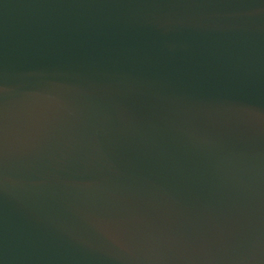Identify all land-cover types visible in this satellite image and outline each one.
Masks as SVG:
<instances>
[{
    "label": "water",
    "instance_id": "95a60500",
    "mask_svg": "<svg viewBox=\"0 0 264 264\" xmlns=\"http://www.w3.org/2000/svg\"><path fill=\"white\" fill-rule=\"evenodd\" d=\"M0 264H264V0H0Z\"/></svg>",
    "mask_w": 264,
    "mask_h": 264
}]
</instances>
